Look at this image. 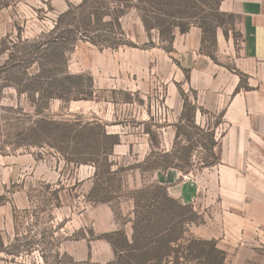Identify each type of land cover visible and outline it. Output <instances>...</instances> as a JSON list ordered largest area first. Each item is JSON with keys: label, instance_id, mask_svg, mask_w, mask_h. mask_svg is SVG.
Returning a JSON list of instances; mask_svg holds the SVG:
<instances>
[{"label": "rangeland", "instance_id": "rangeland-1", "mask_svg": "<svg viewBox=\"0 0 264 264\" xmlns=\"http://www.w3.org/2000/svg\"><path fill=\"white\" fill-rule=\"evenodd\" d=\"M123 5L121 28L127 40L139 48L100 49L80 39L81 33L67 32L82 10L99 8L114 17L119 5L107 0H0V264L111 262L112 248L102 236L125 231L130 238L132 193L157 184L152 175L165 159L162 154L174 151L173 157L179 159L186 155L184 148L193 145L192 173L201 170L202 161H211L196 141L207 144L208 133L214 130L219 136L223 132L224 126L213 128L219 113L203 107L205 113L197 112L195 123L202 133L187 121L180 123L181 114L166 105L171 86L191 100L192 95L185 77L181 81L175 77L173 58L160 48L157 31L145 30L143 12L137 7L141 5L151 25H158L153 18L156 14L165 13L170 15L163 17L165 26L174 21L191 28L204 24L216 27V34L226 33L219 48L210 41V33L201 46L212 62L227 68L241 47L238 16L215 13L212 0H171L166 7L154 0L142 4L131 0ZM179 9L187 14L184 19H174L172 14ZM67 11L71 14L63 16ZM56 26L58 30L51 33ZM149 41L156 47L142 48ZM64 74L91 77L92 99L38 97L54 91L47 87V78ZM87 82L84 78L83 86ZM179 101L183 104L180 93ZM41 119L100 123L119 135L120 144L110 156L115 173L103 175L101 169L98 176V186L107 189L109 201L93 202L89 193L93 166L66 165L52 149L25 148L32 137L27 129ZM36 138L51 145L54 142L48 132L41 131ZM202 212L204 216L207 209ZM260 251L258 264H264V245Z\"/></svg>", "mask_w": 264, "mask_h": 264}, {"label": "crops", "instance_id": "crops-1", "mask_svg": "<svg viewBox=\"0 0 264 264\" xmlns=\"http://www.w3.org/2000/svg\"><path fill=\"white\" fill-rule=\"evenodd\" d=\"M218 10L240 21L241 47L229 68L200 53L202 33L196 27L175 33L170 54L178 80L185 77L182 68L190 70L186 82L197 92V105L223 112L218 127L224 130L215 133L218 162L189 175L169 169L154 170L152 176L198 214L207 209L203 223L189 228L193 236L215 240L227 253V264H258L264 245V0H222ZM225 40L218 31L217 47ZM237 73L249 89L233 94L240 84ZM166 105L181 114L175 86L167 88Z\"/></svg>", "mask_w": 264, "mask_h": 264}, {"label": "trees", "instance_id": "trees-1", "mask_svg": "<svg viewBox=\"0 0 264 264\" xmlns=\"http://www.w3.org/2000/svg\"><path fill=\"white\" fill-rule=\"evenodd\" d=\"M107 1L119 5V8L116 9L117 14L114 17L99 8L82 10L79 13L81 16H78L77 19H72V21L77 22H71L70 25L72 28L67 32L72 35L81 33L80 39L100 49H116L120 46L139 48L127 40L119 22L120 17L123 15L120 7H124L123 4L131 0ZM143 1L136 0L140 4ZM163 1L165 0H154V2L162 6H170L171 0H166V4H163ZM174 1L185 2V0ZM221 1L212 0L214 4L213 11L215 13H218V5ZM140 7L141 5L137 9L143 12L140 17L145 30L150 31L155 29L158 35L157 38L161 43L160 48L166 53H172V44L175 37L174 31L178 30L180 34H185L190 30L191 26L175 21L165 26L163 24L165 13L156 14L153 18L157 21L158 25H151L146 14H144V9ZM160 11L162 10L159 9L158 12ZM70 14V11H67L63 16ZM172 15H175L174 19H184V16L187 14L179 9ZM166 16L170 17V15ZM105 17H109V20L106 21ZM198 27L202 29L203 33L201 45L206 41L209 33L211 35L210 41L215 45L216 27L207 28L204 24ZM54 30H58V27H54L51 33L56 32ZM115 30L118 36L113 32ZM113 33L114 35H112ZM56 36L58 37L59 34ZM83 36L85 37L83 38ZM224 36L226 37L227 34L224 33ZM155 45L154 42L149 41L142 48H154L156 47ZM200 53L210 58L212 57L202 51V46ZM181 70L185 76V80L189 81L190 70L185 68ZM238 75L240 76V84L233 94L238 93L241 88L249 89L245 84L244 77L241 74ZM84 78L88 80V87L82 84ZM47 79L50 80L46 84L47 87H50L55 92L49 91L45 96L39 95L38 97L40 99H60L63 101L92 99V79L85 74H64L61 77L55 76ZM189 92L192 95V100L189 99L185 92L179 90L183 101L180 123L187 121L188 125L203 133V129L196 125L195 119L198 111L202 113H205V111L196 103L197 92L192 88H189ZM222 117L223 112H220L215 117L213 128H217L222 124ZM27 131L32 137L29 142H25V148L36 150L45 148L52 149L59 154L66 165L78 164L93 166V185L89 192L94 197L93 202L105 203L109 201L110 196H108L109 192H107V189L98 186V176L101 169V174L103 175L110 176L115 173L114 170H111L114 167V163L110 160V156L113 154L114 147L120 144L118 134L108 132L106 126L100 123H55L44 119L34 121ZM41 131L52 134L53 145L49 142L37 140L36 137ZM178 135L177 128L176 138ZM208 136L209 140L207 144L196 141V145L204 149L208 153V158L211 160L208 163L205 160L202 161L200 164L201 169L212 167L218 162L215 153V147L217 146L215 131L213 130L211 133H208ZM187 141H190V138L187 137ZM192 146H186L184 148L186 155L179 159L173 157L175 156L174 151L164 152L162 157L165 159L155 168L161 171L175 169L182 174L190 173V166L192 165L190 151ZM172 157L174 160H179L180 164L175 163ZM108 180L111 179L108 178ZM132 195L134 209L133 218L130 220V238H128L125 231L106 233L102 236L110 244L114 255V260L106 264H227V253L217 247L215 240L196 238L190 232V225H200L203 223L202 216L194 210L191 204H183L181 201L174 199L169 195L167 187L159 183L149 186L145 185L132 193ZM245 264L255 263L247 262Z\"/></svg>", "mask_w": 264, "mask_h": 264}]
</instances>
